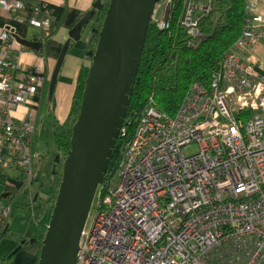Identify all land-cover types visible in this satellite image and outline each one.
<instances>
[{"label":"built area","instance_id":"1","mask_svg":"<svg viewBox=\"0 0 264 264\" xmlns=\"http://www.w3.org/2000/svg\"><path fill=\"white\" fill-rule=\"evenodd\" d=\"M167 2L169 14L156 10L152 20L172 33L176 4ZM255 3L248 0V9ZM46 5L37 6L33 19L43 36L51 24ZM23 6L0 0L11 12ZM213 10L214 0H184L177 21L189 46L205 36L201 21ZM253 20L210 84L191 82L175 113L159 108L152 90L133 133L121 128L119 178L98 188V211L82 231L77 264H264V69L258 58L241 55L264 44V27ZM2 37L0 146H9L30 180L36 115L17 110L43 94L44 75L25 70L9 32ZM193 143L199 149L184 153ZM10 213V206L0 207V235Z\"/></svg>","mask_w":264,"mask_h":264},{"label":"water","instance_id":"2","mask_svg":"<svg viewBox=\"0 0 264 264\" xmlns=\"http://www.w3.org/2000/svg\"><path fill=\"white\" fill-rule=\"evenodd\" d=\"M160 0H110L92 56L82 95L79 114L72 126L70 148L63 162L61 182L51 219L41 240L37 264H77L82 231L87 223L98 188L105 180L114 149L120 137L131 105L147 33ZM103 0L71 29L79 39L82 29L104 8ZM130 25L124 33L118 27ZM26 46L39 48L42 41L25 40L14 34ZM70 41L63 47L51 77L53 94L60 68L67 55ZM112 97L108 104L104 100ZM39 96L34 99L39 101ZM56 159L54 173L58 172ZM21 186V180H16ZM9 192L3 194L7 197ZM8 229V225L4 232ZM3 232V233H4ZM34 238H32V241ZM26 242L21 240L13 255ZM9 256V257H10Z\"/></svg>","mask_w":264,"mask_h":264},{"label":"trees","instance_id":"3","mask_svg":"<svg viewBox=\"0 0 264 264\" xmlns=\"http://www.w3.org/2000/svg\"><path fill=\"white\" fill-rule=\"evenodd\" d=\"M103 1L105 4L104 8L100 11L97 10L93 17L95 29L93 28L91 50H94L96 47L99 37L96 29L101 28L106 9L110 3V0ZM174 1L176 4L175 10H177L176 15H178L182 9L184 0ZM44 2H46L47 5L43 10L46 11L49 18H51V24L49 26L51 34L62 18L64 8L61 4ZM247 5L248 0H214V10L205 15L201 21V28L205 32V36L202 37L200 43L196 46H189L186 43L184 37L187 35V32L186 29L178 24V17H174L173 19L172 33H170L169 30L158 27L154 20L151 21L137 80L134 84V92L131 96V105L128 108V115L124 124L130 134H132L134 130L135 118L145 105L152 90L155 91V101L159 108L173 114L177 110L191 82L196 80L206 85L210 84L214 72L222 66V58L241 34L247 20L252 17V12L248 9ZM175 32H177V34ZM46 37L47 36H43V38ZM88 72V65H81L79 67L75 80L74 92L68 108V114L63 120L52 110L54 107L49 108L48 120L54 129L55 144L58 150V152L56 151L57 154L62 153L63 156H66L70 148L72 126L80 111ZM131 118L133 122L130 123L129 120H131ZM122 138L123 137H120L117 141L114 149V156L111 159L105 180L110 178L113 168L117 165V157L120 144L123 140ZM4 147L10 158L9 146ZM10 159L14 160L12 158ZM14 161L21 170V188L27 182L25 170L18 160ZM3 176L4 179H7L5 175ZM34 181L39 182V195L35 197V201L41 202L42 199H45V194L47 198H49V196L51 198L50 207L44 214V220L41 219V223L44 226L40 236L42 239L51 219L59 187L54 186L51 181L47 182L41 179L39 180L38 178L34 179ZM25 190L28 191L29 188L26 187ZM31 204L32 202H21L22 206H29ZM6 257H8V255Z\"/></svg>","mask_w":264,"mask_h":264},{"label":"crops","instance_id":"4","mask_svg":"<svg viewBox=\"0 0 264 264\" xmlns=\"http://www.w3.org/2000/svg\"><path fill=\"white\" fill-rule=\"evenodd\" d=\"M24 3L23 7L18 8L15 12H11L5 8L0 7V48L3 46L4 40L2 33L8 31L9 35L13 38V50L18 57V61L22 64L23 68L29 72H37L47 78L45 82L43 94L45 90L50 88L51 77L56 67L59 55L65 46L67 41H70L67 55L62 63L58 74V80L54 89V109L57 116L63 120L68 114V108L72 99V95L75 88V80L78 69L81 65H89L91 57L89 55V43L90 37L93 34V22L83 27L82 35L79 39H74L70 35L71 29L77 24V22L84 16L86 12L94 7L96 0H18ZM51 2L61 4L64 8L62 18L57 23L55 30L49 34L46 38H43V29L33 22L35 17V10L41 2ZM256 3L252 7V17H254L253 23L257 27H264V0H255ZM260 16L261 19L255 18ZM14 34L19 35L25 40H39L42 41V46L39 48H33L21 44ZM32 48L36 49L37 54L32 53ZM241 55L245 59H259L260 66L264 69V44L253 45L241 52ZM37 66L42 67L39 71ZM41 98H39L40 100ZM37 100L34 98L28 99L18 107V113L21 115H28L33 107L37 106ZM20 108V109H19ZM50 108V107H49ZM20 110V111H19ZM38 120V114L36 115V123ZM49 121V120H48ZM41 161L40 157L34 158V170H38L42 167L38 166V162ZM5 175L7 179H4ZM21 170L18 168L16 162L11 160L6 153V148L0 146V207L10 206L12 213V202L17 201L18 206L26 208L33 212V220H36L38 224L44 228L41 223V219L44 220V214L50 207V196L47 198L45 194L41 202L35 201L33 197L34 193L39 190V182L32 181L27 183L26 186L21 188L16 183V180L21 178ZM38 178L37 176H35ZM34 177V178H35ZM40 180V178H38ZM46 181V180H44ZM36 188H35V187ZM18 187V189H17ZM28 187L29 190H25ZM25 192V197L17 199L21 192ZM9 192L8 196H3L4 193ZM41 194V193H40ZM33 197V198H32ZM9 200V201H8ZM44 200V202H42ZM22 203H30L29 206H22ZM10 213V215H11ZM2 230V235L7 237L0 244L1 259L0 264H5V261L9 260L11 256L6 257L9 254L12 246L20 244L21 240L25 239L26 242L23 247L12 256V260L9 264H36L40 251V243L35 240L32 241L30 237L36 233L32 232L30 225H21L16 223L13 218L9 221V217ZM25 223V221H22ZM26 224V223H25ZM8 225V229L4 232V229ZM4 232V233H3ZM11 253V252H10Z\"/></svg>","mask_w":264,"mask_h":264},{"label":"rangeland","instance_id":"5","mask_svg":"<svg viewBox=\"0 0 264 264\" xmlns=\"http://www.w3.org/2000/svg\"><path fill=\"white\" fill-rule=\"evenodd\" d=\"M158 6H157L158 7L157 13L159 15L169 14L170 7H169L167 0H160L158 3ZM176 13H177V10L174 9L172 14L175 17H177L179 15V13H178V15H176ZM45 82H47L46 77H44V86H45ZM146 95H148V94H146ZM49 107L50 108L54 107V100L52 101V98L50 97V88H48V90H45L41 99L37 102V106L33 107L29 113H26V114H33V115L38 114V120H37V123H36L35 128H34L35 131L33 133L32 146H33L34 156L40 157V159H42L41 161L38 162V166H39V164H41L42 167L38 170V173L36 170L33 173L34 174L33 176L34 177L37 176L41 180H46L47 182H50L51 180H53V184L55 186L59 187L60 182H61L62 171H63V162H64L65 158L63 159V161H61L59 163V173L54 174L53 169L55 167H54L52 160H53V157L55 156L56 151L58 152V150H57V147L55 144L54 129L48 121V111L50 110ZM52 110L56 111L55 109H52ZM198 149H199L198 145L196 143H193L189 146L184 147L183 152L186 154H192V153L196 152ZM44 153L46 154V156L42 157ZM112 175H113V178L115 181L118 180L119 170L116 166L112 170ZM37 191L38 190L36 188V192ZM23 197H25L24 191L19 194L17 199H22ZM42 202H44V200ZM17 204H18L17 201L12 202V213L9 217V221H12V219L14 218L16 223H19V224L25 225V226L30 225V229L32 230V232L42 233L43 228L38 224V222H36V220H33V212L29 211L26 208L19 207ZM97 211H98V195H96V197H95L94 203H93L92 208L90 210V214L88 216V220H87L88 226L90 224H92L93 219L97 214ZM10 212H11V208H10ZM23 220L25 221L26 224L22 222ZM5 238H7V237L3 236L1 233L0 244L5 240ZM15 248H16V246H12V248H8V249H10V250H8L9 253L13 252L15 250ZM0 259H1V253H0ZM5 264H9V262L6 260ZM36 264H37V262H36Z\"/></svg>","mask_w":264,"mask_h":264},{"label":"flooded vegetation","instance_id":"6","mask_svg":"<svg viewBox=\"0 0 264 264\" xmlns=\"http://www.w3.org/2000/svg\"><path fill=\"white\" fill-rule=\"evenodd\" d=\"M93 19V18H92ZM93 22V24L95 23V21H94V19L92 20V21H90V23H92ZM93 28H94V26H93ZM95 29V28H94ZM93 29V30H94ZM92 36H93V34L91 35V37H90V41H89V43L91 44V40H92ZM91 47V46H90ZM91 51V49L89 48V52ZM88 52V53H89ZM90 55V54H89ZM91 56V55H90ZM91 59H92V56H91ZM90 64H91V62H90ZM90 64L88 65V66H90ZM54 94V93H53ZM53 94H51L50 93V97L54 100V96H53ZM43 95V94H42ZM42 95H40L39 97L41 98L42 97ZM34 98V97H33ZM52 100V101H53ZM46 156V154L44 153V155L42 156V157H45ZM64 158H66V156H63V154L62 153H60V154H57V152L55 153V156L53 157V164L55 165V162H56V159H58V162L56 163L57 164V170H58V172H56V173H54V174H57V173H59V163L61 162V161H63V159ZM42 160V159H41ZM53 171H54V169H53ZM34 172H35V170H34ZM34 175V174H33ZM33 178L32 179H30V180H26L27 182L23 185V186H26V184L27 183H31L32 181H34V179H36V177L34 178V176H32ZM110 178H113V175H112V172H111V176H110ZM107 180V179H106ZM106 180H104V181H106ZM51 182L53 183V180H51ZM53 185V184H52ZM55 186V185H54ZM28 188V187H27ZM37 195H39V191H37V192H35L34 193V195H33V197H36ZM32 197V198H33ZM46 232V231H45ZM41 234L42 233H36L35 235H32L31 237H30V239L31 238H34V240L36 241V242H38V243H40V247H41V241L40 240H42L41 238H40V236H41ZM19 251V250H18ZM17 251V252H18ZM16 252V253H17ZM39 253H40V251H39ZM10 254V253H9ZM8 254V256H10ZM15 255V254H14ZM13 255V256H14ZM13 256L11 255V258L8 260V262L10 263L11 262V260H12V258H13ZM39 256V255H38ZM37 263H38V260H37Z\"/></svg>","mask_w":264,"mask_h":264},{"label":"bare ground","instance_id":"7","mask_svg":"<svg viewBox=\"0 0 264 264\" xmlns=\"http://www.w3.org/2000/svg\"><path fill=\"white\" fill-rule=\"evenodd\" d=\"M130 25L128 24L127 21H125L123 24H121L119 27H118V32L119 33H124L126 32L128 29H129ZM112 99V97H108L107 99L104 100V104H108L110 102V100Z\"/></svg>","mask_w":264,"mask_h":264}]
</instances>
